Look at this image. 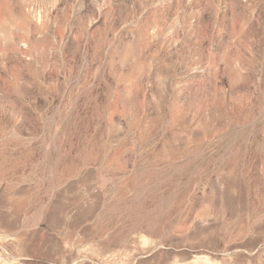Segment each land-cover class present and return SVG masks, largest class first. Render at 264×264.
Masks as SVG:
<instances>
[{"label":"rangeland","instance_id":"obj_1","mask_svg":"<svg viewBox=\"0 0 264 264\" xmlns=\"http://www.w3.org/2000/svg\"><path fill=\"white\" fill-rule=\"evenodd\" d=\"M0 264H264V0H0Z\"/></svg>","mask_w":264,"mask_h":264}]
</instances>
